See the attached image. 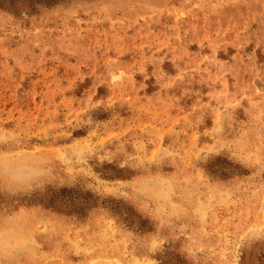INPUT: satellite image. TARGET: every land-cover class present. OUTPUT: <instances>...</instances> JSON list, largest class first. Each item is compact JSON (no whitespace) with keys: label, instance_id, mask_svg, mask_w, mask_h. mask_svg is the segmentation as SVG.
Returning <instances> with one entry per match:
<instances>
[{"label":"rangeland","instance_id":"1","mask_svg":"<svg viewBox=\"0 0 264 264\" xmlns=\"http://www.w3.org/2000/svg\"><path fill=\"white\" fill-rule=\"evenodd\" d=\"M0 264H264V0H0Z\"/></svg>","mask_w":264,"mask_h":264}]
</instances>
